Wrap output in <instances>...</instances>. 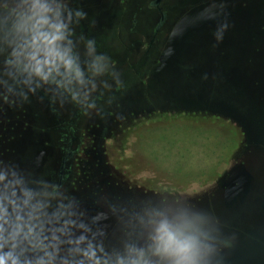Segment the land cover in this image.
<instances>
[{"label":"rangeland","instance_id":"374dc122","mask_svg":"<svg viewBox=\"0 0 264 264\" xmlns=\"http://www.w3.org/2000/svg\"><path fill=\"white\" fill-rule=\"evenodd\" d=\"M154 1L46 0L63 5L61 43L88 82L80 86L30 78L17 67L12 53L21 39L10 11L19 0H0V194L11 183L29 208L42 205L49 218L64 213L45 224L44 243L56 245L54 259L24 241L16 249L23 250L22 261L88 264L75 249L90 242L115 264L130 249L147 251L157 213L185 212L206 217L227 247L254 250L257 260L243 257L242 263L263 264L264 124L235 120L253 107L243 82L230 80L258 73L250 64L264 58V23L244 16L246 0H161L159 8ZM218 3L225 5L221 16L210 6ZM199 8L210 9L207 23L192 31ZM217 35L224 39L213 49ZM98 55L106 57L108 71L93 75L89 65ZM204 95L216 109L191 102ZM65 220L74 223L52 241L50 229Z\"/></svg>","mask_w":264,"mask_h":264},{"label":"clouds","instance_id":"9594fccd","mask_svg":"<svg viewBox=\"0 0 264 264\" xmlns=\"http://www.w3.org/2000/svg\"><path fill=\"white\" fill-rule=\"evenodd\" d=\"M210 6L217 7L220 16L225 7L223 3ZM4 7L7 8L8 5ZM62 7L60 3H56L53 7L46 0H19L10 11V16L14 17L13 29L21 39L18 50H14L12 55L16 57L17 67L22 72H27L30 78L38 76L45 82L51 80L62 85L75 82L85 86L88 82L84 78L83 71L70 54L71 50L63 47L61 43L65 39L67 28V23L61 19ZM76 14L81 15L80 12ZM68 18L70 20L71 11L68 12ZM229 27L225 14V18L220 20L219 30L225 34ZM223 39L224 36L217 35L212 48L217 49ZM91 45L90 41L88 45L90 53ZM105 60L106 57L98 55L91 61L89 70L93 75L108 71V67L102 63ZM57 77L61 79L58 81ZM87 95L88 93L85 92V99ZM4 180L5 175L0 174V182ZM4 187V193L0 194V264H46L43 258L22 261L20 256L23 250L17 254L16 249L19 244L27 241L33 250H43L49 261L54 259L56 245L44 243L48 239L44 235L45 224H52L53 220L58 223L64 213H56L49 218L39 211L42 205L29 208L28 200L16 198L11 183ZM156 215L159 218H153L149 222L152 230L149 237L151 243L147 251L130 249L127 256L117 257L115 264H213L212 255L220 251L217 245L227 247L229 244L228 239H220L215 235L217 229L206 217L189 215L185 212H177L170 217L161 213ZM72 223L74 222L71 220H65L64 227L51 228L52 241H57L56 233L63 234ZM84 240L85 237L81 236L75 243L79 245ZM68 243L72 241L69 240ZM6 246H10V250L5 251ZM48 247L53 248L52 253L47 251ZM75 251L81 252L88 264H109L103 255H97L98 251L103 253V249H94L90 242L85 249L77 248ZM60 264H73V262L62 260ZM76 264H85V260H80Z\"/></svg>","mask_w":264,"mask_h":264},{"label":"water","instance_id":"95a60500","mask_svg":"<svg viewBox=\"0 0 264 264\" xmlns=\"http://www.w3.org/2000/svg\"><path fill=\"white\" fill-rule=\"evenodd\" d=\"M199 9H201V12L198 13V10H196V12L194 14V17H197V19H193L194 17L191 19L193 22V25L191 27L192 31H198L199 29L204 28L205 23H207L204 16L206 13L210 12V9L209 8H207V9L199 8ZM215 17H217L216 13L212 14L211 19H213ZM210 20H208V21H210ZM262 61H263L262 64L255 71V72H258L257 74L253 75L251 78L245 77L244 79L241 80L243 82V84L246 86L247 94H249L248 98L252 102V107H253V110H251V111H249L247 109L248 112L247 111H243V112L241 111L240 113L237 114V117L235 120L237 122H241L244 125H248L249 122H252L253 120H255L257 122L260 121V123L264 124V99L258 98V95H260V94H262L263 98H264V58L262 59ZM199 68H202V66L199 65ZM196 73L199 74L200 70H197ZM234 78H239V77H237V76L232 77L230 80L231 83H236V81H233ZM252 79H255V80H252ZM218 80H219L218 84L223 83L224 77L219 76ZM256 82H257V85H256ZM216 83H217V80H216ZM208 96L209 95H207V96L204 95L205 100L200 98L199 101H191V102H194L197 104H198V102H200V104H202V105H207L211 108L216 109V107H215L216 101L213 100L212 102H209L210 100L209 101L207 100V99H210ZM258 99H261V100H258ZM219 106L225 107L227 105L221 104ZM230 250H236V249L230 248ZM216 255L217 254L212 255L213 264H246V263H248V262L242 263V260H240L238 262L233 261L232 259H229L225 255L222 256L223 258H220V260L223 262V263H221L218 261V259H216ZM117 257H123V256L118 254ZM256 264H258V263H256Z\"/></svg>","mask_w":264,"mask_h":264},{"label":"trees","instance_id":"16d2710c","mask_svg":"<svg viewBox=\"0 0 264 264\" xmlns=\"http://www.w3.org/2000/svg\"><path fill=\"white\" fill-rule=\"evenodd\" d=\"M242 9H244V10H242V12L247 19L251 20L255 24L264 23V3H263V1L246 0L244 3V6H242ZM259 25H261V24H259ZM263 28H264V25H263ZM256 52L258 53L259 50L257 49ZM262 62L263 61L259 59V60L254 61L253 63H251L250 68L252 69V72L256 71L257 68L262 64ZM252 80H255V79H252ZM233 81H236V83H237V82H240L241 80L239 78H234ZM256 85H257V82H256ZM4 142L0 141V149H1V147L4 146ZM1 156H3V155L1 154ZM3 161H4L3 157L2 158L0 157V166L3 163ZM227 249H229V250H222L216 255V259H218L219 262L223 263L220 260V258H223L222 257L223 253H225V256H227L229 259H232L233 261H236V262L243 260V257H246L247 261L249 260L250 257H253L254 260H257L254 257V250H230L229 247H227ZM262 260H263L262 263L264 264V257ZM248 263H249V261H248Z\"/></svg>","mask_w":264,"mask_h":264},{"label":"flooded vegetation","instance_id":"af4514ba","mask_svg":"<svg viewBox=\"0 0 264 264\" xmlns=\"http://www.w3.org/2000/svg\"><path fill=\"white\" fill-rule=\"evenodd\" d=\"M160 2H161V0H155L153 2V4L157 5V8H159V3ZM67 156L70 157L71 156V153L69 152ZM65 161H66V159H65ZM65 161L63 160V162H62L61 169H60V174H59L60 176L62 175V168H63V165H64Z\"/></svg>","mask_w":264,"mask_h":264}]
</instances>
